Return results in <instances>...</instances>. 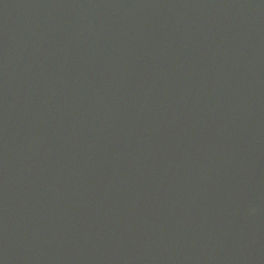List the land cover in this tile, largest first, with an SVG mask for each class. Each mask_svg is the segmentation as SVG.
<instances>
[{
  "label": "water",
  "instance_id": "obj_1",
  "mask_svg": "<svg viewBox=\"0 0 264 264\" xmlns=\"http://www.w3.org/2000/svg\"><path fill=\"white\" fill-rule=\"evenodd\" d=\"M0 264H264V0H0Z\"/></svg>",
  "mask_w": 264,
  "mask_h": 264
}]
</instances>
